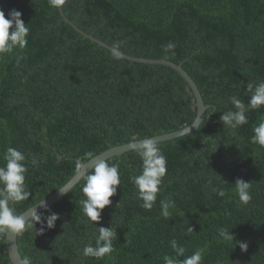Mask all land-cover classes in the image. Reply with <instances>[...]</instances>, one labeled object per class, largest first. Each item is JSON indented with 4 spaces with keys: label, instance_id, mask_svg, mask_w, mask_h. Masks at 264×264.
I'll use <instances>...</instances> for the list:
<instances>
[{
    "label": "trees",
    "instance_id": "1",
    "mask_svg": "<svg viewBox=\"0 0 264 264\" xmlns=\"http://www.w3.org/2000/svg\"><path fill=\"white\" fill-rule=\"evenodd\" d=\"M0 8L5 18L12 9L20 11L29 28L24 49L0 56V166L8 147L25 154L31 193L14 205L17 214L65 186L82 168L77 162L183 130L196 120V96L178 70L114 59L110 49L87 39L48 0H0ZM62 8L86 34L111 47L120 43L123 54L182 65L207 112L198 131L158 143L167 173L151 211L140 207L130 180L141 172L140 157L130 151L107 161L119 166L121 181L97 225L117 232L110 256H83L84 246H94L98 235L80 203L86 198L85 177L43 212L59 215L55 228L37 235L36 224L19 236L23 259L165 264V255H176L175 239L185 248L178 261L203 249L202 264H264V147L251 142L253 129L264 121V106L249 110L248 123L235 130L220 122L222 113L234 110L229 97L247 105V85L264 82V0H66ZM169 42L176 45L175 55L162 50ZM213 108L217 112L209 114ZM238 178L251 183L246 205L235 192ZM213 187L227 195L218 197ZM168 198L175 207L165 218L160 201ZM222 228L234 234V242L219 235ZM236 241L246 242L247 251ZM0 264H13L6 236L0 237Z\"/></svg>",
    "mask_w": 264,
    "mask_h": 264
},
{
    "label": "clouds",
    "instance_id": "2",
    "mask_svg": "<svg viewBox=\"0 0 264 264\" xmlns=\"http://www.w3.org/2000/svg\"><path fill=\"white\" fill-rule=\"evenodd\" d=\"M65 3L66 0H48L49 6L54 9H60V12ZM21 17L22 13L20 11L12 9L8 13V18H5L4 10L0 8V56L12 53L17 48L22 50L26 47L28 43L26 37L29 34V28ZM175 47L174 43L169 42L163 46L162 50L165 53L175 55ZM110 53L114 59H123L120 43L113 45ZM20 59L22 57L17 59V63H19ZM247 90L251 93L247 105L236 96L229 97L234 110L224 112L220 116V122L223 127L235 130L247 124L246 113L249 110H257L264 106V82H260L255 87L252 84H248ZM214 111L217 112L213 108L209 114ZM186 131L191 132V128L188 127ZM253 132L254 135L251 137V142L264 147V121H261L253 129ZM129 146L140 157L142 162L140 174L130 177V180L136 187L137 199L142 201L140 207L151 211L156 203L157 194L161 191L160 186L163 178L167 173L166 157L163 155L155 138L132 141ZM86 156L92 157V154L86 153ZM26 159L25 154L21 151L8 147L4 155L5 163L0 166V237L6 236V244L7 237L20 236L26 229L35 228L36 224H40L39 229L35 228L36 234L42 235L46 230L55 228L56 221L60 218L54 212L44 216L43 212L37 210V206H40L45 211L50 212L44 200L23 214L16 213L14 205L28 200L31 195L25 185ZM107 161L96 160L91 170L87 173L86 181L82 187V192L86 197L80 201L83 213L89 222L94 225L98 233L95 237L94 246L91 243L84 246V257L103 259L106 256H110L115 250L113 241L117 239L116 230L112 227H97L101 222L103 210L113 203L110 197L116 195L117 186L121 183L119 166L117 164L109 165ZM31 163L36 165L37 160L33 158ZM83 165L77 162L78 169L83 167ZM234 185L239 201L242 204H248L252 199L250 195L251 183L238 178ZM60 191L62 193L65 192L62 189ZM212 192L218 197L227 195V191L222 187H213ZM160 207L161 214L168 218L170 215L169 209L175 207V202L171 198L161 200ZM193 231L192 227L188 228L189 233ZM219 235L225 241L234 242V234L225 228L220 229ZM235 243L238 244L242 252L247 251L248 245L246 242L236 241ZM171 248L176 255L175 257L165 255L163 257L165 264H202L203 249H198L191 256L178 261V257H184L185 248L178 246L175 239L171 241ZM24 264H30V261L25 259Z\"/></svg>",
    "mask_w": 264,
    "mask_h": 264
},
{
    "label": "water",
    "instance_id": "3",
    "mask_svg": "<svg viewBox=\"0 0 264 264\" xmlns=\"http://www.w3.org/2000/svg\"><path fill=\"white\" fill-rule=\"evenodd\" d=\"M61 13H62V16L66 19V21L68 23H70L72 26H74V28L76 30H78L82 35H84L87 39H90L92 42L97 43L99 45H102L108 49L112 48L111 46L101 42L100 40L94 38L93 36H91L89 34H86L84 31L79 29L73 22H71L67 17H65V13L63 11V8H61ZM123 57L127 58L129 60L141 62V63L161 64V65L169 66V67H172V68L178 70L185 77V79L187 80V82L190 85V88L192 89V91L194 92V94L196 96L197 106H198V115H197V118L194 121V123H192L193 125L191 124L188 126L191 128V132H187L186 130L188 129V127H186L183 130H180V131H177L174 133L157 136V137H155V139H157L158 143L168 141V140H172V139H175V138H178V137H181V136H184V135H187V134H190L192 132L199 130L201 124L203 123V121L206 118L207 107L205 105L204 99L202 97V94H201L198 86L196 85L194 80L188 75V73L184 70L182 65H178L176 63H173V62L165 60V59L155 60V59L137 58V57L128 56L126 54H123ZM129 145L130 144L113 147V148L105 151L104 153L92 158L87 163H85L83 165V167L81 168V170L64 187L61 188L65 192L62 193L60 191L61 189H59L53 195H51L50 197H48L47 199L44 200L48 209L52 208L56 203L60 202L64 198V196H66L73 188H75L81 182V180L83 178L86 177L87 173L91 170V168H92L93 164L96 162V160L107 161V160L112 159L114 157L122 156L125 153L132 151V149L130 148ZM37 210L40 212L45 211L40 206H37ZM7 250H8L10 259H11L13 264H24V259L21 255V252L19 249V235L13 236V237H7Z\"/></svg>",
    "mask_w": 264,
    "mask_h": 264
}]
</instances>
